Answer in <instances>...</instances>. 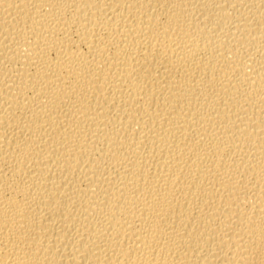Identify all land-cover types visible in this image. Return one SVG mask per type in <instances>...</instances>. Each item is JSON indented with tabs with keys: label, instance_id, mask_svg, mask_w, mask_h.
I'll return each mask as SVG.
<instances>
[{
	"label": "bare ground",
	"instance_id": "6f19581e",
	"mask_svg": "<svg viewBox=\"0 0 264 264\" xmlns=\"http://www.w3.org/2000/svg\"><path fill=\"white\" fill-rule=\"evenodd\" d=\"M0 264H264V0H0Z\"/></svg>",
	"mask_w": 264,
	"mask_h": 264
}]
</instances>
